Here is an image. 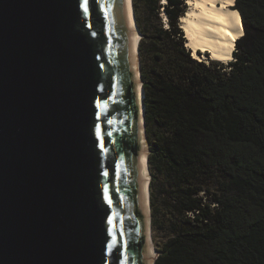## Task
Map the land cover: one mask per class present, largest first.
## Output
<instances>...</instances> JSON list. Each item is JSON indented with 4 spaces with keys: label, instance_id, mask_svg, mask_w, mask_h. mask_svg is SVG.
Returning <instances> with one entry per match:
<instances>
[{
    "label": "water",
    "instance_id": "obj_1",
    "mask_svg": "<svg viewBox=\"0 0 264 264\" xmlns=\"http://www.w3.org/2000/svg\"><path fill=\"white\" fill-rule=\"evenodd\" d=\"M128 1L0 0V264L149 262Z\"/></svg>",
    "mask_w": 264,
    "mask_h": 264
},
{
    "label": "trees",
    "instance_id": "obj_2",
    "mask_svg": "<svg viewBox=\"0 0 264 264\" xmlns=\"http://www.w3.org/2000/svg\"><path fill=\"white\" fill-rule=\"evenodd\" d=\"M132 2L155 264H264V0H236L245 34L226 67L186 49L184 0Z\"/></svg>",
    "mask_w": 264,
    "mask_h": 264
},
{
    "label": "bare ground",
    "instance_id": "obj_3",
    "mask_svg": "<svg viewBox=\"0 0 264 264\" xmlns=\"http://www.w3.org/2000/svg\"><path fill=\"white\" fill-rule=\"evenodd\" d=\"M129 1L128 13L132 25V33L134 35V53L138 55L137 51L140 44V33L137 32L133 26V13L130 5L131 2ZM235 3L236 0H187L186 5L190 6V10L180 19V25L185 35V47L192 54L194 59L197 60L198 57L200 58V54H205L204 56L209 55V58L215 62L227 64L233 60L236 44L245 34L241 15L236 7H234ZM198 61L201 60L198 59ZM137 75L139 79L138 72ZM138 106L140 114V133L143 146L145 147V135L142 127L144 95L140 83H138ZM143 161L145 165V155H143ZM144 173L145 188H147L148 175L145 166ZM148 198L146 192L147 211ZM156 256V247L152 241V245H149L148 264H154Z\"/></svg>",
    "mask_w": 264,
    "mask_h": 264
},
{
    "label": "rangeland",
    "instance_id": "obj_4",
    "mask_svg": "<svg viewBox=\"0 0 264 264\" xmlns=\"http://www.w3.org/2000/svg\"><path fill=\"white\" fill-rule=\"evenodd\" d=\"M185 2V6H186V12H185V14L190 10V6H187L186 5V2H187V0H184ZM164 3H162V5H163ZM163 7V6H162ZM161 10H163L162 8H161ZM161 14H160V18H161ZM162 24H163V22H162ZM164 26V25H163ZM167 27V26H166ZM243 27H244V25H243ZM244 30H245V28H244ZM187 49V48H186ZM192 55V54H191ZM205 54H200V58L198 57V59H200L201 61H203V62H205L206 64H208V63H214L215 61H212L210 58H209V55L208 56H204ZM139 57H140V54H139ZM202 57V58H201ZM197 59V60H198ZM217 63H220V62H217ZM220 64H223V66H227V64H225V63H220ZM140 67H141V63H140ZM145 143H146V145L148 146V148H149V144H148V139H147V136H146V139H145ZM163 237H164V235H163V233H161V234H155L154 232H153V230H152V241H153V244L155 245V247H156V251H157V255H159V251H158V247H160L161 245H162V243H163V241H162V239H163Z\"/></svg>",
    "mask_w": 264,
    "mask_h": 264
}]
</instances>
